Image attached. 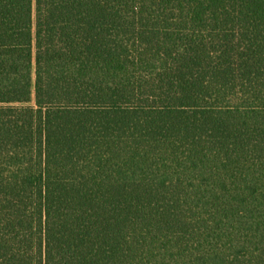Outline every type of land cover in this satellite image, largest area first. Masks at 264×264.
<instances>
[{
  "label": "trees",
  "instance_id": "obj_1",
  "mask_svg": "<svg viewBox=\"0 0 264 264\" xmlns=\"http://www.w3.org/2000/svg\"><path fill=\"white\" fill-rule=\"evenodd\" d=\"M0 264H264V0H0Z\"/></svg>",
  "mask_w": 264,
  "mask_h": 264
}]
</instances>
